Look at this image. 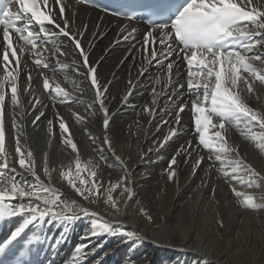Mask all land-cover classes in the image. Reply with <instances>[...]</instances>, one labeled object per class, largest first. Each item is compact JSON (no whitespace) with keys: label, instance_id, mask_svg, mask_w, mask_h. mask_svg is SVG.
<instances>
[{"label":"bare ground","instance_id":"bare-ground-1","mask_svg":"<svg viewBox=\"0 0 264 264\" xmlns=\"http://www.w3.org/2000/svg\"><path fill=\"white\" fill-rule=\"evenodd\" d=\"M64 3L66 18L75 13L74 23L69 20V28L84 32L82 45L89 53V62L97 66L100 82L108 85L106 104L110 124L106 134L115 155L121 159L117 160L104 144L103 113L95 100L93 88L85 79L78 51L62 35L56 42H65L62 48L65 54L55 55L51 43L50 51L45 55V62L49 64L47 69L37 67L34 61L27 58L20 63L18 88L28 87V73L33 77L29 91L20 93L25 104L21 143H25L26 136L27 147L33 152L36 161L37 174L45 183L50 182L63 193L62 199L68 198L69 203L75 200L112 221L114 225L122 223L126 230L139 232L143 239L128 241L120 235L108 234L89 238L84 235L90 227L88 218L75 222L66 233L61 225L48 223L53 246L61 248L60 264H71L74 249L81 244L87 245L89 250L96 249L89 255L86 264H264V208H246L243 198L236 197L232 191L235 187L237 191L252 195L257 203L264 204V187L247 188L230 181L217 171L221 167L219 161L215 162L211 171H207L209 150L202 145L196 147L199 134L194 131L190 107L197 97L187 91V71H184L187 63L183 59L177 60L175 54L164 61L166 65L176 60L172 73L174 83L169 85L166 82V68L158 67L156 61L149 65L144 59L142 42L149 29L141 22L115 19L71 0H64ZM249 6L264 11V0H252ZM124 26L129 30L133 27L137 29L134 39L122 40L123 35L127 34L120 32ZM152 46L150 42L149 58ZM155 47L159 49L158 41ZM259 51L264 53V48ZM142 63L147 71L141 76ZM256 64L260 66L259 62ZM4 75V70L0 68V78ZM45 76L53 88L56 84L65 88L71 99L61 103V98L56 97L54 92L50 95V90L43 88ZM157 79L161 80L159 85L155 83ZM179 84L184 87L179 88ZM132 85L135 87L132 88ZM253 86L254 92L246 95V100L250 107L264 114V84L254 81ZM130 88L132 95L125 103L124 96ZM153 88L159 93L155 97V105L152 104ZM174 90L183 94L180 99L172 95ZM8 92L10 96V88ZM36 99L42 103L37 104L33 110L29 101L35 102ZM185 101L189 107L180 114V125H176L175 111ZM145 107L154 108L152 116L144 111ZM41 110L44 116L33 124ZM57 114L64 118L69 128V133H64L63 137L68 138L70 135L77 145L81 168L85 169L80 176L91 183L93 178L90 170H95L97 178L104 185L100 189L101 197L95 203L84 201L65 176L66 172H71L75 179L77 152L63 143ZM77 116L83 117V120H78ZM49 120L52 121L51 132L48 129ZM165 120L169 123L164 124ZM5 122V148L15 161V139L10 130L7 99ZM157 125H160L159 131ZM170 126L178 129L179 136L174 137L159 152L149 153L148 149L154 147L153 142L166 135ZM226 127L229 144L238 150L246 163L264 176V152L256 147L254 140L242 135L239 127ZM214 131L210 129L209 134ZM254 131L260 130L256 128ZM188 141L192 142L199 155L205 157L204 163L193 173L196 153H193L192 158L181 153L176 157L177 165L173 166L177 175L170 180L167 172L169 160L181 146L187 148ZM45 155L48 158L50 178L43 172ZM230 158H235V154ZM15 166L17 171H22L18 164ZM125 168L134 195L125 200L120 198L121 189H115L112 195L114 199L119 198L120 211L113 214L114 210L104 203L107 198L105 189L109 181L115 183L125 175ZM25 178L34 181L30 174ZM76 183L81 186L78 180ZM149 215L151 220L147 218ZM16 222L15 219L11 221L12 228Z\"/></svg>","mask_w":264,"mask_h":264},{"label":"snow or ice","instance_id":"snow-or-ice-1","mask_svg":"<svg viewBox=\"0 0 264 264\" xmlns=\"http://www.w3.org/2000/svg\"><path fill=\"white\" fill-rule=\"evenodd\" d=\"M54 2L59 5L56 12L49 7V0H0V28H2L4 43L2 59L5 72V75L0 78V222H7L11 219L17 221L8 235L0 240V264H31L30 259L25 260L22 257L31 256L32 243L28 242L27 253L18 246L21 245L22 240H25L30 228L35 225L43 228L46 221L49 224L61 225L66 233L75 222L81 218H88L90 227L84 235L89 238L108 234L110 236L120 235L128 241L143 239L139 232L126 230L122 223L114 225L112 221L104 219L96 211H91L75 200L69 203L68 198L62 199L64 194L54 188L50 182L45 183L37 174L36 161L33 152L27 147L26 136H24L25 143H21V137L24 135L25 104L21 100L20 93L29 91L33 77L31 73H28V87L18 88L21 60L17 54V47L21 53L25 51V48L30 49L31 55L35 57V65L47 69L49 64L43 57V52L46 50L45 45L51 40L54 54L64 55L62 48L65 42L60 41L57 44L55 39L57 35H62L67 37L68 42L72 43L78 51L81 65L85 70V79L93 88L95 100L103 113L104 144L117 160L121 159L115 155L112 143L106 134L110 124L109 109L106 104L108 85L100 82L97 66L89 62V53L82 45L84 32L69 28V20L71 19L74 23L75 13H72L70 18H65L66 4H61L60 0H54ZM76 3L93 4L94 0H76ZM251 4L252 0H241L240 3L237 0H145L140 6L148 12V23L151 27L144 34L142 47L147 64L150 65L156 61L158 67L166 68V82L169 85L174 83L172 73L176 60H171L166 65L164 61L169 60L173 54L177 60L182 58L186 61L187 91L197 97L190 107L194 131L199 134L196 147L202 145L210 153L207 171H211L215 162L219 161L221 167L217 171L225 178L247 188H261L264 187V176L246 163L240 157L238 150L229 144L226 127V125L239 127L241 134L254 140L256 147L264 152V114L250 107L246 100V95L254 92V81L264 84V53L259 51L260 48H264V11L256 7L249 8ZM45 8L47 11L44 10ZM104 10L108 11L107 8ZM112 14L122 16L129 21L136 19L135 11L113 12ZM34 25L38 26V31L33 30ZM86 27L85 25V30ZM120 32L127 33L123 35V40L127 41L134 39L137 29L133 27L129 30L127 26H124ZM257 37L260 38L257 39ZM157 41L159 49L155 47ZM150 42L153 46L149 58ZM249 53L253 54L249 55ZM10 56L15 58V68L9 67L12 64ZM158 56L159 59H157ZM256 62H259V67ZM77 71L79 72V69ZM145 71L147 69L142 63L140 75L142 76ZM177 74L179 75V68ZM155 83L159 85L161 80L157 79ZM129 84L131 85L132 82L129 81ZM134 87L135 85H132V88ZM183 87V84H179V88ZM8 88H10V96ZM43 88L50 90V95L54 92L56 97L61 98V103L71 99L70 94L59 84L53 88L47 76L43 79ZM132 88L124 96L125 103L132 95ZM152 93L154 96L152 104L155 105L157 103L155 97L159 93L155 88L152 89ZM172 95L180 99L183 94H178L174 90ZM6 99L10 130L15 139V161L5 148ZM29 103L32 104L34 110L36 105L42 102L36 99L35 102L29 101ZM187 107H189L187 101L178 106L174 116L176 125H180V114ZM144 111L152 116L154 108L145 107ZM44 114L43 110L39 111L33 124L39 121ZM57 118L60 121L59 128L63 143L77 152L76 176L73 179L71 172H66L68 183L84 201L95 203L100 199V189L104 185L97 178L95 170H90L93 178L91 183L80 176L85 169L81 168L77 145L70 135L68 138L63 137L64 133H69V128L63 117L57 114ZM77 119L83 120V117L77 116ZM163 123L168 124L169 122L165 120ZM159 128L160 125H157V131ZM256 128L260 131H254ZM48 129L51 132V120L48 121ZM210 129H215L211 135L209 134ZM179 134L176 127L170 126L167 134L154 141V147L149 148L148 152H159ZM189 148L192 151H188ZM181 153H186L188 158H192L193 153H196L193 173L204 163L205 157L199 155L192 142L188 141L187 148L181 146L169 160L167 172L170 180L177 175L173 166L177 165L176 157ZM233 154L235 158H230ZM16 164L22 171H17ZM88 164L91 165V161ZM43 172L50 178L47 155L44 158ZM29 174L34 177V181H28L25 178ZM76 180L81 186H77ZM130 184L131 179L127 175L126 168L125 175L118 181L115 183L109 181L105 189L107 198L104 203L114 210L113 214L119 213L120 200L119 198L114 199L112 193L119 188L121 189L120 198L130 199L134 195ZM232 191L236 197L243 198L242 202L246 208L254 210L264 208V204L257 203L252 195L237 191L235 187ZM147 218L151 220L150 215ZM95 251V248L89 250L84 244L76 246L71 256V264H86L89 255Z\"/></svg>","mask_w":264,"mask_h":264},{"label":"rangeland","instance_id":"rangeland-1","mask_svg":"<svg viewBox=\"0 0 264 264\" xmlns=\"http://www.w3.org/2000/svg\"><path fill=\"white\" fill-rule=\"evenodd\" d=\"M182 145H183V143H182Z\"/></svg>","mask_w":264,"mask_h":264}]
</instances>
